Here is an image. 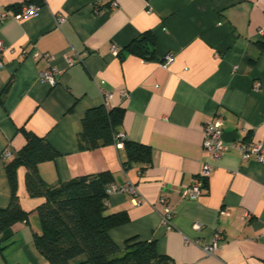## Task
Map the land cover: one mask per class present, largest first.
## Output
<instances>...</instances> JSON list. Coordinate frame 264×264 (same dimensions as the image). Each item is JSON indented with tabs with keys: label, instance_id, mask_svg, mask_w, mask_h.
Segmentation results:
<instances>
[{
	"label": "crops",
	"instance_id": "0c3cea01",
	"mask_svg": "<svg viewBox=\"0 0 264 264\" xmlns=\"http://www.w3.org/2000/svg\"><path fill=\"white\" fill-rule=\"evenodd\" d=\"M101 1L96 12L94 0H0V14L25 3L40 7L34 16L0 17V156L6 149L17 154L32 130L60 152L39 164L47 184L102 171L117 184L134 183L140 202L118 192L108 197V213L130 217L110 230L120 247L137 237L155 240L176 264H264V161L243 160L238 147L212 160L203 144L204 125L216 115L224 119L225 142L264 144V0ZM147 31L156 37L153 59L126 49ZM169 53L175 58L165 65ZM73 55L80 60L69 66L65 57ZM52 65L55 84L41 78ZM105 87L113 91L108 108L124 109L120 131L153 150L144 170L125 168L115 143L83 146L82 120L104 105ZM9 160L0 157V207L11 200ZM206 162L213 168L201 194L183 197ZM25 171L18 170V193L30 222L0 234V245L13 234L0 264H50L33 241L41 199L28 194ZM162 196L173 210L172 228L163 224ZM218 231L223 239L209 254L204 245ZM71 264L90 263L82 255Z\"/></svg>",
	"mask_w": 264,
	"mask_h": 264
},
{
	"label": "trees",
	"instance_id": "16d2710c",
	"mask_svg": "<svg viewBox=\"0 0 264 264\" xmlns=\"http://www.w3.org/2000/svg\"><path fill=\"white\" fill-rule=\"evenodd\" d=\"M264 47V44H261ZM128 52L144 59L156 56V37L152 31L139 35L130 42ZM4 94H0V105ZM124 109L105 105L89 109L82 120L80 135L83 146L95 149L115 143L120 131ZM26 143L6 163L11 183V200L0 207V234L11 232L20 223H29L31 211L22 207L18 193V170L25 168L28 194L40 198L37 206L40 230L34 233L38 252L50 264H71L79 256H86L90 264H176L169 255L161 253L155 240L129 238L120 247L111 237L110 230L126 224V211L108 213L109 184L114 181L110 171L80 175L67 182L47 184L39 173V164L54 160L60 152L43 136L26 130ZM125 168L140 164L141 170L153 162V150L144 143L123 138ZM208 180V179H207ZM207 182V181H206ZM9 234L0 245L4 251L11 243Z\"/></svg>",
	"mask_w": 264,
	"mask_h": 264
},
{
	"label": "built area",
	"instance_id": "2783aa9c",
	"mask_svg": "<svg viewBox=\"0 0 264 264\" xmlns=\"http://www.w3.org/2000/svg\"><path fill=\"white\" fill-rule=\"evenodd\" d=\"M101 0H94V10L97 12L99 9V6L101 4ZM117 7V3L115 1L112 2V8ZM40 7L33 3H25L23 4L19 11L17 12H10L7 9H4L0 17L1 19H4L10 15L14 16L15 18L21 19L24 17L34 16L37 15L39 12ZM62 18H59V21H61ZM261 33L264 32L263 29L260 30ZM3 44L0 41V50H2ZM112 51L115 54H118L119 47L116 44L112 45ZM33 57L35 59H38L39 54H34ZM66 62L69 66L75 64V62L80 60L79 55H73V56H66L65 57ZM175 58V55L173 53H169L166 55L165 60L163 63L169 64L171 63ZM2 62L0 61V66H2ZM59 70L55 66H50L47 70L41 72V78L43 80L49 81L51 84H55L57 82L56 75L58 74ZM260 87V82H255L254 88L257 90ZM101 94L104 100V105L108 108L110 100L113 98V91L108 87L101 89ZM223 123L224 119L221 115H216L209 121H207L204 125V147L207 149L212 157V160H215L217 158H220L223 154H225L227 151H229L233 147H238L241 151L242 159L248 160L253 157H255L259 161H264V144L260 142H250V143H227L223 139ZM126 135L124 132H118L115 135V144L119 148H123V138H125ZM2 159H11L13 157V153L6 149L1 153L0 156ZM213 168L212 163L206 162L201 169L199 175L195 176L189 186H187L183 191L182 195L185 198L190 199H196L202 192L204 186L206 185V181L209 178L211 171ZM109 194L113 193H123V194H130L132 195L137 202L141 201V197L139 196V192L137 190V187L134 183L131 181H126L123 184H117L115 181H112L109 184L108 189ZM161 203L164 206V215H163V224L167 228H172L173 223V210L171 206L169 205L168 198L166 196H162ZM250 214H246V218H249ZM197 228H201V224H195ZM223 239V234L218 231L215 234L214 240L204 245V250L209 253L213 254L219 247L220 241Z\"/></svg>",
	"mask_w": 264,
	"mask_h": 264
}]
</instances>
